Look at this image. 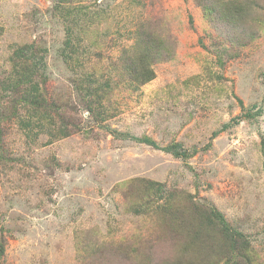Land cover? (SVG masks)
<instances>
[{
  "label": "rangeland",
  "instance_id": "obj_1",
  "mask_svg": "<svg viewBox=\"0 0 264 264\" xmlns=\"http://www.w3.org/2000/svg\"><path fill=\"white\" fill-rule=\"evenodd\" d=\"M224 1L0 0V81L33 45L57 112L28 130L0 90V264H264V0Z\"/></svg>",
  "mask_w": 264,
  "mask_h": 264
},
{
  "label": "trees",
  "instance_id": "obj_2",
  "mask_svg": "<svg viewBox=\"0 0 264 264\" xmlns=\"http://www.w3.org/2000/svg\"><path fill=\"white\" fill-rule=\"evenodd\" d=\"M197 5L203 10L208 18L211 17L212 19H215L214 17L216 16H221V14H219L221 5L236 10L232 11L234 13L226 16L228 22L233 20L237 21V19L242 16L241 14L236 15L237 13L242 12V10L239 11L236 3L233 1L197 0ZM1 32L2 28L0 27V34ZM69 44V39H67L65 41V45L67 46ZM161 44L162 41L158 36L157 42H146L145 50L143 51L141 58L132 66H130L129 71L131 74H133V79H135L136 83L143 85L153 80L154 72L149 68V66H145L143 62L146 60V57H148L146 56V52L149 53L151 57H153L151 51H155L157 47L158 52L161 48ZM37 53L38 51L34 49L33 45H24L20 48H15L11 54L10 73L6 79L0 81V90L7 93V96L9 95V103L12 105L19 104L20 107L26 108L25 112L23 113V115H25L23 124L28 130L34 128L36 123H38L37 126H44L48 121H53V112H56L53 109V105L47 102L45 94L41 92L39 83L34 81V78H36L39 70L44 67V63L38 59ZM89 103L93 104L94 102L89 100ZM87 108L89 111H91V106H87ZM12 116H7L5 111L1 110L0 122L8 121L12 118ZM14 116L15 118L20 116L18 110L17 112L14 110ZM62 124L65 123L62 122ZM69 135L70 129L67 127V125H60V127L57 128L55 134H53V137L56 139H61ZM144 141L148 144L155 145L154 142L149 139L145 138ZM171 153H173L174 156H179L178 152L174 150H171ZM150 185H155L157 187V193L164 194V187H162L160 184ZM195 214L199 216L197 213ZM200 218H202L203 225L207 228V230L214 226L220 231L222 239L225 241L224 245L228 250L224 256L225 261H228L226 258H228L229 254L234 253V251H237L239 255H242L240 250L244 251L248 248L247 242L240 236L237 237V235L226 226L221 214L218 212H208L203 214ZM193 235L195 239H198L196 233ZM3 253V246L0 245V255H3Z\"/></svg>",
  "mask_w": 264,
  "mask_h": 264
}]
</instances>
